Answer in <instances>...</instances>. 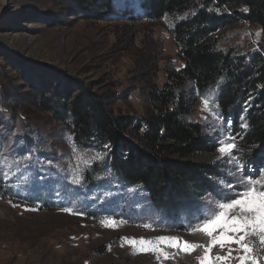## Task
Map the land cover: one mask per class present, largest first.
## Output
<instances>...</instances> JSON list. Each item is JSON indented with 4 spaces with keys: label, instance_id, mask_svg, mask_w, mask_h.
<instances>
[{
    "label": "rangeland",
    "instance_id": "obj_1",
    "mask_svg": "<svg viewBox=\"0 0 264 264\" xmlns=\"http://www.w3.org/2000/svg\"><path fill=\"white\" fill-rule=\"evenodd\" d=\"M78 3L0 0V264H197L203 249L186 254L165 247L171 258L158 259L157 253L136 251L138 244L134 248L121 238L180 236L206 243V237L188 228L213 201L241 191L238 185L250 174L259 178L264 153L248 157L238 148L234 119L218 109V87L204 92L187 87L183 119L199 123L216 146L192 157L218 169L209 178L212 188L178 206L157 205L145 188L114 176L108 149L77 141L40 107L37 90L55 86L75 94L84 88L101 96L112 116L140 122L151 108L146 80L161 86L167 72L184 62L171 34L173 17L149 18L148 0H112L107 11ZM260 41V26L237 21L220 31L218 46L245 55L259 50ZM239 123L246 127L243 115ZM228 137L237 145L232 163L219 159L217 151L219 141ZM97 155L102 159L84 163ZM77 171L82 180L74 184ZM106 220L115 223H101ZM225 252L215 247L212 255ZM258 256L264 257V251Z\"/></svg>",
    "mask_w": 264,
    "mask_h": 264
},
{
    "label": "trees",
    "instance_id": "obj_2",
    "mask_svg": "<svg viewBox=\"0 0 264 264\" xmlns=\"http://www.w3.org/2000/svg\"><path fill=\"white\" fill-rule=\"evenodd\" d=\"M74 1L80 8L112 7V0ZM147 6L151 19L173 17L171 34L184 65L168 71L161 86L146 80L151 108L140 122L112 116L104 99L84 88L73 94L45 86L35 96L77 141L108 146L106 161L114 176L145 188L154 204L178 206L211 189L209 178L218 172L211 164L192 160L216 146L199 123L183 119L188 114L187 87L198 92L218 87V109L234 119L238 148L248 151V157L264 153V0H148ZM237 21L261 27L259 50L239 55L218 46L220 31Z\"/></svg>",
    "mask_w": 264,
    "mask_h": 264
},
{
    "label": "snow or ice",
    "instance_id": "obj_3",
    "mask_svg": "<svg viewBox=\"0 0 264 264\" xmlns=\"http://www.w3.org/2000/svg\"><path fill=\"white\" fill-rule=\"evenodd\" d=\"M202 103L207 110L209 101L204 99ZM69 140L71 142V138ZM229 140L232 142H228ZM236 148L237 145L232 137L219 141L217 148L220 153L219 159L228 157V162L232 163V152ZM73 151H77L75 146ZM76 158L79 160L82 157L77 155ZM100 159L102 157L97 155L84 160V163L87 165L92 160ZM250 176L238 185L241 191H233L232 196L225 195L222 199L213 201L207 214L198 218L195 226L188 228L187 231L190 234L199 233L206 237V243L186 240L180 236L140 237L139 239L122 237L121 239L131 243L134 248L138 244L136 251L157 253L158 259L160 256L164 259L171 258L169 253L164 251V248L168 247L186 254L196 249H203L202 254L197 256V264H232L233 261H238V264H261L264 257L258 256V253L264 251V172L257 179H251ZM81 180L82 175L77 171L72 177V182L79 184ZM227 187L233 189L234 186L229 184ZM64 211L71 212L72 210L64 209ZM230 211L231 215H229ZM101 223L111 226L115 222L106 220ZM144 227L149 228L150 225L146 224ZM215 247H219L222 251L226 249L225 254L213 256L212 250Z\"/></svg>",
    "mask_w": 264,
    "mask_h": 264
}]
</instances>
